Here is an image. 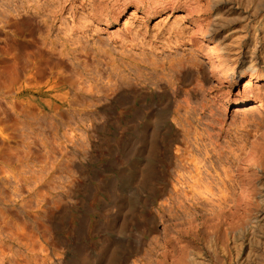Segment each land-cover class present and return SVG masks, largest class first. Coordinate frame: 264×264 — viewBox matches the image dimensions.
<instances>
[{
    "label": "rangeland",
    "instance_id": "obj_1",
    "mask_svg": "<svg viewBox=\"0 0 264 264\" xmlns=\"http://www.w3.org/2000/svg\"><path fill=\"white\" fill-rule=\"evenodd\" d=\"M263 33L264 0H0V264H264V80L242 95L227 56L257 34L264 57ZM152 139L168 193L187 158L166 205L142 185Z\"/></svg>",
    "mask_w": 264,
    "mask_h": 264
},
{
    "label": "bare ground",
    "instance_id": "obj_2",
    "mask_svg": "<svg viewBox=\"0 0 264 264\" xmlns=\"http://www.w3.org/2000/svg\"><path fill=\"white\" fill-rule=\"evenodd\" d=\"M210 1V0H209ZM246 1V0H245ZM259 1V0H258ZM258 4H259V2H257ZM198 6V5H197ZM197 6H195V7H197ZM199 7V6H198ZM198 7H197V9H198ZM206 8V7H205ZM208 11V10H207ZM202 12V11H201ZM199 13V12H198ZM208 20H210V19H208ZM217 21V20H216ZM206 22H208L207 20H206ZM203 24H204V22H203ZM209 26V25H208ZM201 27V26H200ZM210 27V26H209ZM209 27H205L204 29L207 31L208 30V28ZM215 27H213V29H214ZM200 29V28H199ZM215 29H217V28H215ZM214 29V30H215ZM209 30H210V28H209ZM255 33V32H254ZM201 34H203V33H201ZM206 34V33H205ZM204 35V34H203ZM253 36V35H252ZM257 38H258V35L257 34H255L254 35V37H253V43H252V45L251 46H248L247 47V50L243 53V55H245L246 53L248 54V53H250V55L248 56V57H243V59H239V56L238 55H241V52H242V50L240 49L241 47H240V45L239 46H237V45H235V47L233 48V47H231V49H229L228 48V55L227 56H230L231 57V60L232 61H235V62H237V61H239L241 64H242V70H241V73H242V76L243 75H246L247 76V78L244 80V82H243V85H242V95H250L251 93H252V88H253V85L254 84H257L258 85V83L260 82V81H262V80H264V57H263V55H257L256 53V42H257ZM262 38L264 39V33H263V35H262ZM226 53H227V51H226ZM262 56V57H261ZM228 58V57H227ZM141 60V59H140ZM154 60V59H153ZM229 60V59H228ZM228 60H226V58L224 57V56H219V55H214V58H213V60L211 61V64H210V66H211V69H212V72L214 73V74H225L226 76H228V78H229V76L231 77V76H233V73H227V71L230 69V66L228 65ZM143 61V60H142ZM185 66V65H184ZM183 67V66H182ZM182 67H180V68H182ZM263 67V68H262ZM190 70V69H189ZM189 70H182V69H179V74H178V76H177V89L179 88V89H181V88H183L182 90H183V92L188 96V94H189V89H187V88H185L184 87V82H186V80H188V79H186V76L188 75V73H190V71ZM224 72V73H223ZM233 72V71H232ZM197 73V82H198V84H200V86L203 84L202 83V80H204L206 77H205V73H203L202 75H200V73L197 71L196 72ZM195 76V77H196ZM187 78H189V76L187 77ZM255 80V83L253 82ZM220 82V81H219ZM188 83V82H187ZM202 83V84H201ZM223 83V82H222ZM187 85V84H186ZM221 86H222V84H220ZM179 86V87H178ZM260 86H262V88L264 89V81L261 83V85ZM191 88V87H190ZM261 88V89H262ZM259 91H261L260 92V94H263V96H264V91L262 92V90H259ZM190 95V94H189ZM241 96V95H240ZM239 97V96H238ZM243 97V96H242ZM235 102H238V103H243L244 101H247L246 100V98H236V100H234ZM184 103H188V100H187V98L185 99V101H184ZM261 107V106H260ZM261 127V126H260ZM258 130V129H257ZM144 133V132H143ZM262 133H263V131H262ZM156 134V133H155ZM154 134V135H155ZM258 134H261V133H259L258 132ZM264 134V133H263ZM146 135V134H145ZM262 135V134H261ZM142 136V135H141ZM167 136V135H166ZM264 135H262V137H263ZM143 137V136H142ZM156 137V136H155ZM154 137V138H155ZM255 137V136H254ZM258 138V140H260L261 142H262V140H261V136H258L257 137ZM264 138V137H263ZM144 139H145V136H144ZM166 141H165V143H164V148H165V154L166 155H168V150H170V148H171V146L172 145H174V143H177L176 142V139H175V137H174V135H173V133L171 134V136L170 137H167L166 139H165ZM257 140V139H256ZM257 140V141H258ZM144 141V140H143ZM175 146H176V144H175ZM179 145L177 144V146H176V148L175 149H177L176 151H180L181 149H180V146L178 147ZM263 146V145H262ZM264 147V146H263ZM163 148V149H164ZM253 148V147H252ZM160 149V148H159ZM158 145H157V142L154 140V139H152V141H151V143H150V149H149V153H148V156L146 157V159L143 161V168H142V174H143V179H142V185L143 186H145V187H147L148 188V190L151 192V195H153V197L155 198V200H161L162 198V203H163V205H166L167 203H171L172 201H173V199H175L177 196H178V193H179V190H181L180 188L181 187H184L183 186V184H185L186 183V179H185V177H184V173H185V169H186V164L187 163H185V161H184V159H187V158H185L186 156H184L182 159H181V161H180V163L182 162V164H180L179 165V168L178 169H176V174H174L175 175V177L173 178V180L175 181V183H173V188H172V190H170V192L168 193L167 191H165V187H166V183H167V177H165V175L166 174H161V173H159L158 172V169L156 168V164H155V160L156 159H158ZM256 150H257V148H255ZM263 149V148H262ZM254 150V148L252 149V150H250V153L248 152V154H247V156L248 157H246V158H244V159H247V160H243L245 163H243L244 164V166H243V171H244V176H243V178H242V180H241V183H240V192H239V196H243V198L244 199H242V200H247V202H248V200L250 199V198H252V196H253V194H254V192H255V180L254 179H252V178H250V175H248L247 176V172H249V168L250 167H253L254 165H256V160L255 159H257L259 156H256V154L258 155L259 153L257 152L256 153V150L255 151H253ZM258 151V150H257ZM183 152H185L186 154H189L190 152H186V151H184L183 150ZM260 152V151H259ZM247 153V152H246ZM263 153V152H262ZM185 154V155H186ZM158 155V156H157ZM184 155V154H183ZM182 156V155H181ZM257 157V158H256ZM254 158V159H253ZM260 158V157H259ZM263 159V158H262ZM190 160V159H189ZM255 160V161H254ZM258 160V159H257ZM161 161V160H160ZM169 161V160H168ZM183 161H184V163H183ZM188 161V160H187ZM186 161V162H187ZM259 161V160H258ZM189 162V161H188ZM263 162V161H262ZM142 163V162H141ZM157 163V162H156ZM159 163V162H158ZM242 165V164H241ZM260 165V164H259ZM177 166H178V164H177ZM176 166V167H177ZM188 168V167H187ZM188 170V169H187ZM200 171V170H199ZM198 171V172H199ZM198 175V174H197ZM196 175V176H197ZM200 175H201V172H200ZM252 176V175H251ZM190 177V176H189ZM192 177V176H191ZM200 177V176H199ZM198 177V178H199ZM257 177V176H256ZM194 178V177H193ZM197 178V179H198ZM189 179V178H188ZM256 179V178H255ZM159 180H160V182H159ZM193 180H195V178L193 179ZM200 180H202V179H200ZM204 180V179H203ZM196 181V180H195ZM198 181H199V179H198ZM196 182V183H198V185H200V182ZM188 182V181H187ZM193 182L194 181H192V184H193ZM204 181H201V183H203ZM257 183V182H256ZM204 184V183H203ZM177 185H180L181 187H179V188H177ZM189 185L190 186H192L191 184H190V182H189ZM206 185V184H205ZM196 186V184L194 185V187ZM226 186V185H225ZM223 187V188H219L218 189V191L220 192V194H221V198L219 197V199H222V200H224V201H226L227 203L228 202H230V201H232V200H230L229 198H231L232 197V191H230L229 190V187H228V189L226 188V187ZM201 187V186H200ZM207 187H208V185H206L205 186V189H207ZM204 188V187H203ZM257 189V188H256ZM166 192H167V194H166ZM207 194H209L210 196H213L214 195V191H213V189L212 188H210V189H208L207 190V192H206ZM166 194V195H165ZM164 196H165V198H164ZM233 197H234V195H233ZM254 197V196H253ZM252 200V199H251ZM250 200V201H251ZM244 202H246V201H244ZM245 205H246V203H245ZM188 210V209H187ZM223 210V209H222ZM192 213V212H191ZM150 220V219H149ZM192 220H193V217H192ZM222 220V219H221ZM189 221H191V220H189ZM195 221V220H194ZM218 221H219V219H218ZM196 222V221H195ZM194 222V223H195ZM192 224H193V221H192V223L190 222V229L192 230V229H194L195 227H193L192 226ZM195 224H197V223H195ZM194 224V225H195ZM197 226V225H196ZM214 227V226H213ZM212 227V228H213ZM188 228V227H187ZM209 228V227H208ZM190 229H188V230H190ZM184 231H185V229H183ZM187 230V229H186ZM195 230V232L197 231V228H195L194 229ZM185 233H187V231L185 232ZM190 233H191V231H190ZM180 239V238H179ZM181 241V240H180ZM180 241H179V243H180ZM183 242V241H182ZM177 244H178V242H177ZM181 245L183 244V243H180ZM180 244H178V245H180ZM181 245H180V247H181ZM184 245V244H183ZM182 245V246H183ZM186 247V246H185ZM182 248V247H181ZM184 248V247H183ZM190 248V247H189ZM179 249V248H178ZM177 250V249H176ZM183 250V249H182ZM185 250V249H184ZM185 253V252H184ZM176 259V258H175ZM174 259V261L172 262L173 264H185L186 262H185V260L186 259H183V258H179V259H177V260H175Z\"/></svg>",
    "mask_w": 264,
    "mask_h": 264
}]
</instances>
